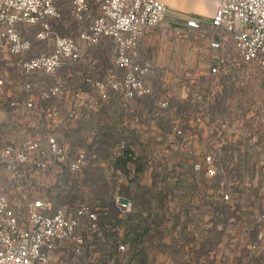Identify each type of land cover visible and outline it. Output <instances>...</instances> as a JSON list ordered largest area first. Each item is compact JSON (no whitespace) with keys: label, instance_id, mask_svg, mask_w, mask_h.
Returning <instances> with one entry per match:
<instances>
[{"label":"built area","instance_id":"1","mask_svg":"<svg viewBox=\"0 0 264 264\" xmlns=\"http://www.w3.org/2000/svg\"><path fill=\"white\" fill-rule=\"evenodd\" d=\"M67 1L70 15L88 21L87 27L79 31L78 40L69 35H59L52 29L51 21L61 18L56 0H0V45L6 48L9 55L17 58V66L24 74L54 75L59 69L76 64L83 52L106 39L111 44V62L117 68L116 72H109L102 78L87 76L82 80L83 85L71 89L67 88L64 80L59 79L43 89L40 98H63V93H69L65 97L70 99L67 112L70 120L75 118L81 107L99 106L111 93L119 97L124 109L134 111V101L152 91L145 81L149 67L137 61L138 41L150 28L159 26L166 19L169 13L167 4L161 0ZM200 22V19L190 17L186 25L198 28ZM19 26L38 27L35 39L50 40L51 50L26 56L32 48V41L21 36ZM210 26L219 33L229 35L240 61L258 65L264 87V0H218ZM210 46L218 48L220 43L212 41ZM222 63L223 58L219 57L210 67V73L218 74ZM32 88V82H20L15 94L10 96L0 88V105L9 109L13 115L33 117L37 107L32 96L28 95ZM202 100L203 93H195L193 102L199 106ZM200 106L176 114L167 100L157 101V108L168 116L170 139L175 144L172 153L184 156L182 161L188 165L189 170L173 166L174 160L171 157L174 154L165 157V153L158 148H150L145 153L146 162L152 168L164 167L169 171L170 164L180 173L186 171L187 180L197 189L207 178L221 173L210 152V144L195 143L191 127L200 128L206 124L207 119ZM41 112L48 121L58 117V112L52 106L43 107ZM126 150L124 140L117 141L112 150L108 176L116 185L122 183L123 175L114 166L115 158L127 154L135 159V154L126 153ZM96 158L95 153L89 155L84 149L72 151L68 144L62 143L48 131L33 134L27 125L16 120L0 127V169L8 175L11 184L23 179L22 182L31 183L28 185L30 187L36 182L40 185L51 174L54 177L64 171L76 173L89 159ZM51 166L54 169L45 175L47 178L36 176V173L48 171ZM44 188L39 187L36 195L28 190V196L25 193L18 196L26 199L23 213L17 209L19 203L15 198L12 200L0 188V264H55L53 254L64 241L72 244L74 256L82 253L84 238L77 231L80 218H87L85 225L89 231L98 230L99 213L88 202L57 205L42 193ZM194 193L197 199H201L202 207L188 214L191 223L185 229L187 235L199 243L204 220L213 216L214 206L229 202L232 198L229 192L222 190ZM114 201L121 213L133 209L129 198L115 194ZM197 214L201 218L193 220L192 216ZM125 249L124 244H118L120 252ZM182 264L200 263L187 251Z\"/></svg>","mask_w":264,"mask_h":264},{"label":"crops","instance_id":"2","mask_svg":"<svg viewBox=\"0 0 264 264\" xmlns=\"http://www.w3.org/2000/svg\"><path fill=\"white\" fill-rule=\"evenodd\" d=\"M161 1L166 3L169 8L166 19L159 26L150 28L140 38L136 49L138 63L141 65L146 64L149 67L148 73L145 75V81L152 91L149 95L134 101V111L122 108L118 97L110 95L99 106L86 105L81 107L77 110L75 118L70 120L67 118L70 100L68 97L57 98L56 101L55 99L43 100L40 98L38 101H34L37 107L34 121H28L29 126L36 125L41 132L48 131L54 134L59 141L68 144L72 151L84 149L89 155L96 153V151L100 153L102 149L109 152L115 142L124 140L127 145L126 152L134 153L135 159L128 162L127 154H125L117 160L116 166L123 175L122 183L116 185L108 179L106 176L108 167L103 162L107 158L101 160L97 155V161H87L76 173L70 174L68 171H64L54 177L51 174L47 180L42 181V185L40 184V187L46 188L41 191L55 204H64L56 202V197L68 179L70 183H73V188L76 187V191L84 192L83 195L81 194L82 197L89 199L90 203L104 201L106 198L105 191L101 194L98 192L95 194L92 189L98 182V176L100 175L102 182H106L110 187L107 193L108 197H113L114 194L118 193L131 199L135 206L131 220L137 228L135 232L136 240L132 247L135 251L138 249L140 252H144V255H137L132 258L134 264H182L187 251H190L192 257L200 264H239L234 256L224 258L218 252L216 253L214 251L216 242L204 249L207 243L200 245L197 241L191 240L192 237L187 235L186 229L184 231L182 229L183 238H177V235L181 233L178 230L179 225L187 222L186 226H188L191 223L188 214L191 211L201 210V199H197L195 193L190 192L191 187L189 184L191 185V183L188 180L159 177L156 175L155 169L148 165L145 160V153L150 148H158L162 152L170 154H172V150H175L174 141L170 139L168 116L164 114L162 109L157 108V101L167 100L170 108L176 114H180L183 112L182 110L191 111L192 108L197 106L193 102L195 93H203V100L201 103L199 102V106L205 103V93L199 91L200 86L203 87L199 81L201 76L217 75L210 73V67L217 62L219 57L223 58V62L231 58L230 56H233V59H239L234 51L232 40L226 33L216 31V37H201L200 39L195 37L197 31L205 30L207 26L212 28L210 19L218 0H192L194 16L191 17L201 20L198 28H191L186 25L187 18L181 14L178 15L177 12L182 11L181 8L167 3L166 0ZM184 15H192V13H185ZM87 25L79 31L85 29ZM79 31L72 37L78 40ZM198 41H200V45L196 44ZM212 41H219L220 46L218 48L211 47L210 43ZM105 45L111 47V44L105 39L96 47L83 52L80 60L75 64L87 65L89 63L87 66H91L92 70L88 69L89 72L84 73L78 69H71L68 74L61 75L57 79L64 80L70 87L74 88L79 84L83 85L82 80L87 76L99 78L100 75L96 73L95 67L101 63L100 56L102 52L100 53V48ZM229 49H231V53ZM110 63L112 64V62ZM107 73L108 68L104 75ZM19 84L18 80L9 77V86L5 87L4 92L9 96L15 94ZM41 88L45 89L46 87ZM0 106L2 107V105ZM47 106H52L58 112V117L53 121H48L41 112L42 108ZM199 106H197V109ZM16 116L20 115H13V113L0 108L2 122L9 124L10 121L15 120ZM195 128L197 127H191L194 133L193 136L196 138L195 143L202 145L204 143L203 138L208 135L207 125L205 126L204 123L200 128ZM111 135L115 137L114 141L106 138ZM116 139L117 141H115ZM167 153L165 157L168 156ZM169 168H171L170 164ZM162 183L167 184L170 195H162L157 192V185ZM180 187H183L184 190L177 191ZM124 188L132 190L133 195H131V192L124 193ZM136 191L140 192L139 196L134 195ZM203 191L198 186L196 192L201 193ZM73 197L75 199L73 198L68 203L82 201V199L77 200L78 194ZM83 200L85 201V199ZM163 201L166 203L165 205ZM175 217L179 218V224L177 225L174 222ZM199 218H201V215L192 216L193 220ZM131 220L127 222L130 224ZM126 230V226L119 225L121 236H125ZM158 232L161 234H156ZM99 244L100 242H91L88 247H98ZM124 245L131 247L128 241ZM160 247L166 248L165 252L158 251ZM220 247L221 249L223 247L227 248L223 245H220ZM228 247L231 248L232 246L228 245ZM180 248L182 250L181 254L177 256H172L173 252L168 251V249L178 251ZM203 251H206L207 254L202 255ZM91 258V263L101 259V257L95 256Z\"/></svg>","mask_w":264,"mask_h":264},{"label":"rangeland","instance_id":"3","mask_svg":"<svg viewBox=\"0 0 264 264\" xmlns=\"http://www.w3.org/2000/svg\"><path fill=\"white\" fill-rule=\"evenodd\" d=\"M56 2L61 12V18L57 21H52L51 26L57 34L74 36L88 24V21L79 20L70 15L67 0H56ZM166 2L182 9V11H177L178 15L181 14L187 19L194 16L192 0H166ZM185 13H192V15L186 16L184 15ZM18 29L21 36L32 41V48L26 56H35L51 50L50 40L35 39L34 35L38 27L19 26ZM216 35V31L207 26L205 30L197 31L195 37L198 39L201 37L211 38L216 37ZM196 44L200 45V41ZM110 48V45L100 48V53L102 52L100 56L101 66L96 65L95 67L96 73L100 75L99 78L105 76L104 73L107 68L108 73L117 71V68L110 63ZM229 52H232L231 49H229ZM230 57L220 65V72L216 76H201L199 80L200 85H203V87L199 85V91H204L205 93V103L200 107L206 113L205 126L207 125L208 128V135L203 138V141L210 144V152L213 156L216 155L223 169V173L207 178L203 184L199 185L200 190H204L207 193H214L218 190L226 191L229 192L232 198L230 201H234L231 204L218 203L217 206L220 213L210 218L206 217L208 219L204 224V229L206 231L207 246L204 249L216 242L214 251L221 254L224 258L226 256L236 257L239 255V257H243L244 264H264V87L261 84L260 68L256 63H244L239 59H233V56ZM16 62L17 58L9 55L6 48L0 45V88L6 90L5 87L9 86V77H13L18 82L30 81L33 83V88L28 95L32 96L35 102L40 99V93L43 90L41 87L45 88L54 84L58 80L57 77L68 74L71 69H78L84 73L89 72L88 69L92 70L91 66H87L88 63L87 65L74 64L67 68H61L54 75L41 73L24 74L19 70ZM113 67L114 69L116 68V71ZM66 86L68 89L73 88L67 82ZM68 94L63 93L61 96L66 98L65 96ZM52 99L56 101L57 98ZM0 108L9 112V109L4 106H0ZM34 117V114L33 119L31 116L27 118L16 116L15 120L27 125L33 134H39L41 131L36 125L29 126L28 124V121H34ZM5 124L6 122H2L0 118V127ZM106 138L113 139V141L115 139L113 135ZM115 143L109 152L102 149L98 153L95 150L96 155L101 160L106 158L109 160ZM164 153L166 154V152ZM171 158L174 160L172 161L173 166H179L182 159H185L184 156L179 154H174ZM106 161L103 162L106 163ZM53 169L54 166H51L48 171L36 173V176L45 177ZM154 169L156 173H166L167 171L164 167ZM185 172L179 174H184ZM22 181L23 179H19L18 183H9L8 175L0 169V188L8 196L10 195L12 200L15 198L17 204L19 203L17 209L20 213L24 211L23 204L26 199L18 198V196L21 193H25L28 196V190L29 192L32 191L33 195H36L40 187L37 182L36 184L32 183L30 187L28 185L31 183ZM69 181L67 179L62 190L58 192L56 202L68 203L73 198L75 199L73 196L77 194L79 196L77 200L82 199L84 201L83 199H85V201L89 202V199L82 197L84 192H79L78 189L76 191V187L73 188V183ZM92 189L95 194L97 192L101 194L103 191L106 194L105 200L99 203V207L103 205V208L106 207L105 209H108L107 215H104L105 217L100 215V222L104 227L101 233L102 242L98 247H85L82 254L74 256V247L68 241H64L53 254L54 263L90 264L92 261L91 257L95 256L101 257L97 264H134L132 262V258L135 256L133 248L126 247L124 252L118 250V244H126V242L123 241L119 232V209L112 196L108 197L107 194L110 189L109 185L106 182H102L99 175L98 182ZM183 190V187L177 189V191ZM123 192H127V194L131 192V195H133L132 190L124 188ZM139 194L140 192L138 191L134 192L135 196H139ZM92 239L95 238L93 237ZM220 245L227 246V248L223 247L221 249ZM228 245L232 247L229 248ZM165 250L166 248L164 247L158 249V251L163 252ZM168 251L173 252L172 256H177L182 250L180 248L178 251L176 249H168ZM201 254L206 255L207 253L203 251Z\"/></svg>","mask_w":264,"mask_h":264},{"label":"trees","instance_id":"4","mask_svg":"<svg viewBox=\"0 0 264 264\" xmlns=\"http://www.w3.org/2000/svg\"><path fill=\"white\" fill-rule=\"evenodd\" d=\"M110 95H116V94H110ZM117 96V95H116ZM118 97V96H117ZM118 99H119V97H118ZM120 102V101H119ZM121 105V104H120ZM122 107V106H121ZM123 108V107H122ZM126 153H128V152H126ZM96 154V153H95ZM124 155H122V156H118L117 158H115V160H114V166L117 168V166H116V163H117V160L120 158V157H123ZM111 157H112V155H111ZM111 157H110V159H111ZM110 159L109 160H107L106 161V164H107V167H109V161H110ZM132 161V160H134V159H131L129 156H127V161L129 162V161ZM145 160H146V157H145ZM214 160H215V162H216V164L219 166V168L221 169V173H223V169H222V165H220L219 164V162H218V159H217V157H216V155L214 156ZM88 161H97V158L96 159H89ZM147 163V162H146ZM85 165V164H84ZM83 165V166H84ZM82 166V167H83ZM179 166H181V168H188V165L184 162V161H181L180 163H179ZM81 167V168H82ZM80 168V169H81ZM79 169V170H80ZM118 169V168H117ZM170 170L169 171H166V173H156V175H158L159 177H162V178H172V177H174V178H178V179H183L184 181H187V174L186 173H184V174H179L180 172L179 171H177L173 166H171V168H169ZM107 170H108V168H107ZM71 174V173H70ZM107 177H108V179H109V176H108V173H107V175H106ZM163 179V180H164ZM110 181H112L111 179H109ZM169 180H171V179H169ZM113 182V181H112ZM115 184V183H114ZM120 185V184H119ZM189 186L191 187L190 188V192L192 191V192H196L197 190V188H196V186L195 185H193V184H189ZM49 188V187H48ZM156 189H157V192L158 193H160V194H162V195H164V194H169L170 195V190H169V188H168V186H167V184H158L157 185V187H156ZM118 194V193H117ZM115 195V194H114ZM114 195H113V197H112V199L114 200ZM120 195V194H119ZM123 197V196H122ZM126 198V197H125ZM132 201V200H131ZM101 202V201H100ZM100 202H96V203H93V202H89V205H90V207L92 208V209H96L97 211H98V213H99V215H98V230L96 231V232H91V231H89L87 228H86V223H87V218L86 217H82V218H80L79 219V226H78V228H77V231H78V233H80L82 236H83V238H84V245H83V249L86 247H88L89 246V244L91 243V242H102L101 241V233L103 232V229H104V227H103V225L101 224V222H100V215H107V212H108V209H105V208H103L102 206L103 205H101V207H99L100 206ZM232 202H234V201H229V202H226V203H228V204H231ZM73 203V202H72ZM132 203H133V201H132ZM163 203H164V205L166 204L164 201H163ZM102 204V203H101ZM117 206V205H116ZM134 203H133V209L130 211V212H128V213H121L120 212V210H119V212H120V218H119V221H118V223H119V225H122V226H126V228H127V230H126V232H125V236L123 237L122 236V239H123V241L124 242H126V241H128L129 242V244L131 245V248H133L132 247V245L134 244V242H135V240H136V231H137V228H136V226L133 224V221L131 220L132 219V214H133V212H134ZM118 208V207H117ZM169 209V208H168ZM213 215H218V213H220V211H219V209H218V206L216 205V206H214V208H213ZM104 216V217H105ZM176 218V217H175ZM175 218H173V219H175ZM208 218H210V217H208ZM207 218V219H208ZM178 217L175 219V224L177 225V224H179L178 223ZM207 219H205L204 220V223L203 224H205V222L207 221ZM129 220H131V223L129 224L127 221H129ZM130 222V221H129ZM186 224H187V222H183V223H181L180 225H179V228H178V230L179 231H181V233H179L177 236V238H179V237H181V238H183L182 236H183V231H184V229L186 228ZM182 229H183V231H182ZM202 233V238H201V240H200V245H204V244H206V240H207V238H206V231H205V229H203V231L201 232ZM158 234H161L160 232H158ZM90 237H94L95 239H89ZM161 237V236H160ZM180 240V239H179ZM191 240H193V241H195V239L192 237L191 238ZM88 248H90V247H88ZM134 249V248H133ZM180 251V250H179ZM83 252V251H82ZM134 254H135V256H141V255H144V252H140L138 249H136V251H135V249H134ZM82 254V253H81ZM180 254H181V252H180ZM126 257V256H125ZM134 257V256H133ZM236 258H237V260H238V262H240V264H244V259H243V257H239V255L238 256H236ZM99 262V260H97V262H95V263H90V264H97Z\"/></svg>","mask_w":264,"mask_h":264}]
</instances>
